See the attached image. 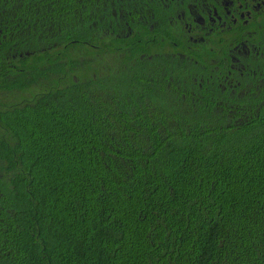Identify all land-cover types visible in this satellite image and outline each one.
<instances>
[{
  "label": "trees",
  "instance_id": "obj_1",
  "mask_svg": "<svg viewBox=\"0 0 264 264\" xmlns=\"http://www.w3.org/2000/svg\"><path fill=\"white\" fill-rule=\"evenodd\" d=\"M38 5L62 76L80 4ZM146 67L62 76L0 116V264H264V114L183 104Z\"/></svg>",
  "mask_w": 264,
  "mask_h": 264
},
{
  "label": "flooded vegetation",
  "instance_id": "obj_2",
  "mask_svg": "<svg viewBox=\"0 0 264 264\" xmlns=\"http://www.w3.org/2000/svg\"><path fill=\"white\" fill-rule=\"evenodd\" d=\"M77 1L82 38L73 41L83 49L66 81L139 64L158 69L183 104L263 116L264 0ZM38 3L0 0V116L64 85L62 28L45 25Z\"/></svg>",
  "mask_w": 264,
  "mask_h": 264
}]
</instances>
